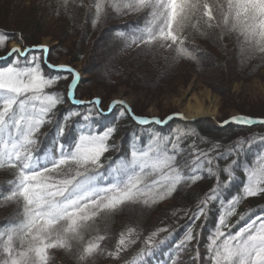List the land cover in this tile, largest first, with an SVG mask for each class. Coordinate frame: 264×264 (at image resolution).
<instances>
[{
	"label": "snow or ice",
	"instance_id": "1",
	"mask_svg": "<svg viewBox=\"0 0 264 264\" xmlns=\"http://www.w3.org/2000/svg\"><path fill=\"white\" fill-rule=\"evenodd\" d=\"M109 8L118 14L147 11L145 24L131 37V44L139 48H167L177 57L196 59L187 47L188 30L204 35L207 30L220 29L235 33L248 51L264 54V0H96L92 23L101 22ZM9 35L0 33V49L5 47ZM118 35L127 39L123 32ZM49 53L47 45L17 44L0 55V64L6 65L0 66V167L16 172L9 181L10 191L2 198L22 204L17 220L0 230V264H48L49 250L57 248L78 252L79 264H87L89 258L103 251L106 235L99 234L98 221L107 225L111 216L129 203L147 206L162 201L178 186L200 180L204 171L214 175L216 183L188 218L191 226L176 248L183 250L197 239L192 226L207 216L212 202L220 200V215L208 237L212 264H264V215L248 220L235 232L234 225L228 222L241 199L264 194V163L245 167L246 182L240 193L226 202L223 199L225 190L236 179L234 167H240L245 141L228 149L227 155L237 158L223 169L214 161L225 154L213 156L212 149H194L190 160H182L183 133L174 139L157 134L146 147L133 146L125 156L109 157L107 153L113 147L110 139L117 129L109 126L100 130L93 126L98 117L106 114L100 107L101 99H77L79 73L67 64L50 63ZM50 72L71 74L66 93L51 90L60 77ZM65 100L92 107L85 115L68 112L61 121L57 117L58 106ZM117 105L139 125H163L182 116L176 113L163 120L137 116L119 99L111 102L108 112ZM73 118L82 120L78 129ZM229 123L264 124V118L239 115L223 121L225 125ZM48 124L56 129L54 145L41 155V139L47 136L42 128ZM222 173L227 179H221ZM244 219L241 215L240 220ZM135 232L134 228L122 232L116 251L109 255L118 257L129 244L136 243L132 239ZM165 232L167 228H160L147 236L141 253L151 255L164 244L168 237L158 236Z\"/></svg>",
	"mask_w": 264,
	"mask_h": 264
},
{
	"label": "trees",
	"instance_id": "2",
	"mask_svg": "<svg viewBox=\"0 0 264 264\" xmlns=\"http://www.w3.org/2000/svg\"><path fill=\"white\" fill-rule=\"evenodd\" d=\"M13 1L15 2V0ZM52 2L53 4L51 5V13L55 19L63 17L67 18V16H70L73 19V16H79L80 12L82 13V16L84 18L85 12L83 13V11L85 10L83 8L79 10L76 4H79L80 7H87L88 3L89 8H91L90 4L94 3L93 13H95L96 0H68L67 4L64 3V0H53ZM36 3L39 4L38 2ZM14 5L15 3L12 4V0H0V15H2L3 13L4 16L7 17V11H9L10 7H13ZM33 6L34 4L32 5V7ZM32 7L28 8V11H25V14H23V16L19 15V17L13 22L9 23L5 21V18H0V33L10 34L9 38L6 40L5 47L8 42L13 40L12 34L16 33L18 35V33L23 29L28 31L26 25H23L22 23L34 22L36 24L35 29L40 26L38 24L40 21L38 20V18L35 19L36 17L32 12ZM108 11H110L111 15L120 19V21L112 23L108 27L110 30L111 37L114 39L115 42L120 43L121 47L127 48L128 44H131V37L135 34L136 29L143 27V25L145 24L148 18L147 11L143 13L134 14H118L115 10L111 8H109ZM90 17H88V20ZM34 19L36 21H34ZM91 19H95V14L92 15ZM75 21L77 22L76 25L80 26L81 28L80 32L82 33L76 34V39H79L78 42H81V45L83 41H85L81 38L85 35L87 38H90L92 29L83 30L85 24L83 23V21H80L78 17H75L74 22ZM85 22L87 21L85 20ZM21 25L22 28H20ZM104 25L105 24L103 19L101 22H98L95 25L92 23V28L97 29L99 27H104ZM86 27L87 26H85V28ZM69 28L70 25H66V29L69 30ZM71 30L72 29L70 28V31ZM215 30L216 35L214 39H211L209 37V30L206 31V34L201 35L189 29L186 34L189 36V39L191 37L193 48L197 52L201 49L204 50L208 59L214 57L219 58L218 54L215 52H212V54L214 55L213 57L210 56L211 52L209 49L215 50L223 55L224 53H232L236 58V62L233 64L235 67L234 69L237 75L240 74L239 76L246 77L252 75L257 69L264 65V54H261L259 52L248 51L247 45L243 42L242 39H238L235 33L222 32L220 29ZM121 32L125 33L127 39L118 35V33ZM72 35H75V33H72ZM29 36L33 37L31 33H29ZM15 38L16 41L22 45L34 44L29 43L33 41L32 39H27L26 37H23V39L21 37L19 38V36ZM131 45L133 47L131 49H133L135 52L138 49L145 50L137 47L136 45ZM5 47L3 49H0V55L5 52ZM192 53L196 56V59L177 57L176 54L173 55V57L178 62L187 64L193 69L194 72H198V69L201 70L200 65L202 62H199L198 59L201 53ZM215 65H219L221 67V64ZM227 70L229 73V69ZM227 70L225 71V74L228 76ZM201 73H203V71H201ZM49 74L60 77L57 84L51 90L62 94L66 93V82L68 80L69 75L64 72H50ZM65 77H67V79H65ZM79 88L80 87L76 89V97L81 99L82 97L78 96ZM91 98L92 97L88 99ZM102 105L103 107H106V104H104L103 102ZM90 107L92 106H74L71 105L69 101L65 100V103L58 106L57 117L61 121H63V117L67 115L68 112H79L82 115H85L87 114ZM134 113L137 114L135 111ZM242 115L250 116L254 119L264 118V115L261 114L244 113ZM116 116H118V123H116V121H113ZM73 120L76 121V118H73ZM224 120L225 118L220 120V122ZM81 123L82 120L76 121L74 125L75 128L78 129ZM193 123V121L189 122L183 120H176L173 124L170 125V128L167 129L154 128L153 126L142 127L136 124L128 116V114L124 110H122L121 106H116L112 118L107 119L104 116H100L96 119L93 126H98L100 130H104L109 126L116 127L117 131L113 134L110 139V144L113 145V147L107 153V156L120 157L128 154L133 146L139 147L142 143L150 142L151 137L157 134L161 136H168L174 139L177 135L180 134L178 131L174 132L171 129V126L179 124L182 129L187 132V134H190V136L183 135L180 140V157L182 160H184L185 152H187L185 150L190 147L187 137L195 135L199 138V133L203 131L200 125ZM204 130V134L208 136V140H205V143L203 142L204 146H207L213 150V156H215L216 153L225 154L221 158H218L214 161V164L219 169H223L226 165L231 163L233 159L237 158L235 155H227L228 149L234 147L236 143L240 140L245 141L244 151L240 156V167H234L236 179L232 182L230 187L225 190L223 194V199L226 202V200L230 199L232 195L240 193L243 184L246 182V177L244 173L245 167H258L260 163H264V160L260 159L261 157H264V124H256L254 126L249 127L245 125H237L235 123H230L225 127H219L218 125H216V128H212L211 126H207ZM42 132L47 133V136L46 138L41 139V155L45 151V148L43 147L44 144L48 143L51 147H53L56 129L52 124H48L42 128ZM212 133H216L217 136H219L220 138L218 140L212 139ZM250 138L252 140L251 147H249L247 144V141ZM138 142L141 143L138 144ZM217 145L218 147H216ZM188 151L194 150L188 149ZM205 167H207V165H205ZM15 175V169H12L7 166H5L4 169L3 167H0V188L3 183H6L4 181L13 180L15 178ZM200 175L202 178L197 182H188L182 184L181 186H178L177 190L170 197H167L162 201H158L157 203L147 206L142 203H129L122 206L121 209L124 207H138L146 210H154L156 209V206L159 207L167 202L169 203L164 205V207L167 208L163 212H161L160 214H155L157 217L156 221H149L151 224L150 227H143L133 224L130 219H127L126 214H124L125 209H127L125 208L122 213L116 215L117 218L115 219L117 224L115 226L117 229H115L116 231H114L113 240L107 242L106 237V239L102 242L103 251L89 258L87 264L95 262V264H212L211 260L208 258L209 253L207 251V245L208 237L215 230L216 221L220 215V200L212 202L208 207L207 216L202 217L196 222V225L192 226L194 228V232L197 233V239L188 244L183 250H178L176 248V245L179 243L180 240L183 239L184 235L186 234L188 227L191 226L189 225L188 218L192 215V212L196 210V206L199 204L200 200L205 197V195L216 183V178L214 175H209L206 171L201 172ZM221 179H227V175L222 173ZM194 186L196 187L195 189L193 188ZM6 190L7 193L8 191H10L9 184L6 186ZM21 210V203H18L16 201L5 202L3 199H0V230H2L3 226L7 225L8 223L15 222L20 216ZM241 215L245 217L244 220H240ZM259 215H264V194L241 199L240 203L236 206L235 214L229 218L228 222L229 224L234 225L232 231L235 232L240 227H243L245 223L248 222V220L253 219L255 218V216ZM121 216L122 218L119 219V217ZM98 226L100 228V226L102 225H100V223L98 222ZM128 228H134L136 230L135 234L132 237V239L136 240V243L129 244V246L123 252H121L118 257L109 255V253L116 251V245L117 241L120 238V234L122 232H126ZM160 228H167L168 232L160 233L158 239H163L164 237H168V239L165 240L164 244L159 245L157 248H155L152 251L151 255L142 254L141 249H143L145 246L144 241L147 236H149L152 232H155L157 229ZM168 233H171L172 235L169 237ZM99 234L105 235L102 232H100ZM66 252L67 250L60 248L50 249V259L48 264H70L68 261L72 262V264H79V261L77 260L78 252H72L70 254H66ZM197 252L199 253V257H197Z\"/></svg>",
	"mask_w": 264,
	"mask_h": 264
},
{
	"label": "rangeland",
	"instance_id": "3",
	"mask_svg": "<svg viewBox=\"0 0 264 264\" xmlns=\"http://www.w3.org/2000/svg\"><path fill=\"white\" fill-rule=\"evenodd\" d=\"M52 1L15 0L14 2L12 0V4L15 3V5L7 11V17L2 13L0 15L1 19L5 18L6 22H13L19 15L23 16L24 12L28 11V8L34 4L32 12L36 17L35 19L38 18L40 21L38 24L41 27L35 29L36 24L34 22L22 23L26 25L28 31L23 29L20 32L16 31L19 32L18 35L16 33L12 34L13 40L6 45L4 50L7 47L11 48L17 45L15 37L18 36L22 39L23 37L32 39L33 42H29L34 43L31 44L32 46L47 45L52 50L49 53L51 63L67 64L78 72L80 77L82 76L83 80L78 89V96L84 99L99 97L104 104L109 105L113 100H123L126 104L131 105L138 115L159 119L176 113L185 116L184 109L187 104L195 103L194 99L197 98L206 109L208 108L210 111L215 109V113L212 111L201 118L194 119L193 124L200 125L203 131L199 133L200 139L195 135L187 137L190 144L188 149L191 150L199 148L198 150L208 151L210 149L203 144V142H206L205 140H208V136L204 134V129L207 126L216 128L220 120L229 118L232 115L239 116L244 113L264 115V65L252 75L239 76L240 74L237 75L234 69L233 64L236 62V58L232 53H224L223 55L209 49L210 56L213 57L212 52H215L219 58L208 59L204 50L201 49L197 52L193 48L191 37L187 44L189 50L201 53L198 57L199 62L206 63V67L201 70L198 69V72H194L187 64L178 62L173 57L175 52L167 48L157 47L150 51L148 49H138L135 52L130 49L131 47L128 49L123 48L120 43H117L111 55L105 56L102 51V44L106 39L114 40L108 27L112 23L120 21V19L107 11V15L104 17V27L92 28L93 19L91 17L95 14L93 13L94 3L90 4L91 8H89L88 3L87 7H80L79 4H76L79 10L82 8L85 10L83 11V13L85 12V19L81 12L79 16H73V19L70 16L55 19L51 13ZM87 16H91L89 20ZM75 17H78L87 26L86 28L84 26L83 30L92 29L90 38L88 37L85 40V45L84 43L80 45L81 42L76 39V34L82 32H80V26L76 25L77 22H74ZM35 19L34 21H36ZM68 24L72 29L71 31L70 28L69 30L66 29ZM20 28H22V25ZM29 33L33 37H30ZM72 33H75V35H72ZM91 64L101 65L104 73L103 80L97 77V65L92 67ZM215 64H221V67ZM227 69H229V73ZM226 70L228 76L225 74ZM113 121L118 123V116ZM171 129L174 132L178 131L179 134L183 133L190 136L179 124L172 125ZM219 138L216 133H212V139L218 140ZM248 142L252 143L251 138L247 141V144ZM188 149L185 150L187 152H185L184 159L190 160L193 151H188ZM166 204L169 203L167 202L159 207L156 206L154 213L160 214L163 212L167 208L164 207ZM125 208L128 207L117 211L111 218L116 221V215L122 213ZM111 218L107 225L104 221H98L102 225L100 226V232L106 235L107 242L113 240L114 231L117 229L115 224L113 225L115 229L111 232ZM121 218L122 216L119 217V219ZM131 221L133 222L135 219ZM105 227H107V232L104 231ZM70 253L72 252H66V254ZM68 262L72 264V262Z\"/></svg>",
	"mask_w": 264,
	"mask_h": 264
},
{
	"label": "bare ground",
	"instance_id": "4",
	"mask_svg": "<svg viewBox=\"0 0 264 264\" xmlns=\"http://www.w3.org/2000/svg\"><path fill=\"white\" fill-rule=\"evenodd\" d=\"M209 37L211 39L215 38L216 35V30H209ZM86 35L81 38L82 40H86ZM84 45H85V41H83ZM82 43V44H83ZM14 44V43H13ZM81 44V45H82ZM117 42H115L112 39H106L104 41V43L102 44V48H103V53L105 54V56H109L111 55V53L114 51V49L116 48ZM92 67H95L97 64H91ZM201 69H204L206 67V63L202 62L201 63ZM97 69V77H99V79L103 80L104 79V73L103 70L101 68V65H97L96 66ZM209 96V94H208ZM195 103L191 104L188 103L185 110V117L188 119H198L201 118L202 116L209 114L213 111V113H215V109H213L212 111H210V109H206L203 104L201 102H199L197 100V98L194 99ZM130 108L131 111H133L132 106L127 104ZM124 214H126L127 219L133 220L135 219V221H133V224L135 225H139V226H143V227H150L151 224L149 221L157 220V217L154 213V210H146V209H141L138 207H128L127 209H125ZM111 224L112 226L110 228H112L111 232H113V230L115 229V227L113 225L117 224V222L115 220H113L111 218ZM114 222V224H113ZM96 263V262H95ZM95 263H91V264H95Z\"/></svg>",
	"mask_w": 264,
	"mask_h": 264
}]
</instances>
